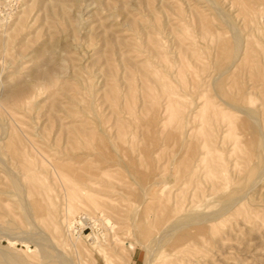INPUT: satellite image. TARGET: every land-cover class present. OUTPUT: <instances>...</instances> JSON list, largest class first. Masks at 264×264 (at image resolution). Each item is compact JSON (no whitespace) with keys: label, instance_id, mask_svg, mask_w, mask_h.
Masks as SVG:
<instances>
[{"label":"rangeland","instance_id":"374dc122","mask_svg":"<svg viewBox=\"0 0 264 264\" xmlns=\"http://www.w3.org/2000/svg\"><path fill=\"white\" fill-rule=\"evenodd\" d=\"M204 1L0 0V168H21L26 154L33 160L29 168H42L49 160L48 168L59 163L107 176L105 195L91 193L95 201L81 204L73 199L65 220L61 215L65 222L98 215L97 204L107 197L117 206L106 214L114 228L101 220L94 231L104 245L102 254L84 241L92 250L93 259L85 255L88 264H145L147 259L161 264L169 250L156 248L155 239L164 225L178 219L189 224L188 218L204 212L214 215L211 224L217 229L190 231L194 256L185 264H264V0H245L249 8L233 0H211L214 7ZM214 80L228 85L229 101L257 109L259 120L239 114L236 137L227 131V120L214 124L216 134L199 119L187 126H198L193 135L185 136L182 114H176L179 123L177 118L171 123V111L184 104L194 109L196 95L204 107L205 99L214 98ZM201 89L205 99L199 97ZM201 114L210 120L205 110ZM255 120L262 123L258 128L263 125L258 134L250 128ZM202 144L210 146L208 155L220 156L211 173ZM105 178L114 181L113 189ZM158 221L161 227H155ZM16 222L0 221L1 249L27 257L42 246L53 250L50 234H41L38 222ZM61 225L67 232L53 240L77 261L65 239L72 232ZM92 232L85 229L82 235ZM5 236H25V243L20 239L11 246ZM143 243L155 247L153 255ZM33 258L31 264L41 263Z\"/></svg>","mask_w":264,"mask_h":264},{"label":"bare ground","instance_id":"6f19581e","mask_svg":"<svg viewBox=\"0 0 264 264\" xmlns=\"http://www.w3.org/2000/svg\"><path fill=\"white\" fill-rule=\"evenodd\" d=\"M233 1H235L236 6H237L236 1H238L240 3L239 5H242L244 7L248 6L247 5L248 3L245 0H233ZM204 2H210L209 5H212V7H214V1L206 0ZM215 4H217V3L215 2ZM231 5L233 6L234 3ZM235 5H234V7H236ZM248 8H249V6H248ZM190 12H191V10H190ZM217 12H218V9H217ZM212 15H214V14H212ZM217 17L220 18L221 16L220 15L215 16V18H217ZM212 18L214 19V17H212ZM232 18L234 19L235 16ZM220 19H219V21H220ZM2 20L3 19H0V21H2ZM227 21H229V20H227ZM226 23L227 22H225V24ZM228 23H230V25H233V24H231L230 21ZM218 31H220V30H218ZM235 42H237V41H235ZM238 54L239 53L237 52V55ZM217 75H219V74H217ZM217 75H216V77H217ZM222 75H223V73H222ZM214 78H212V79H214ZM216 79H218V77ZM218 81H220V79H218ZM218 81L214 80V81H212V84L210 83L211 84L210 90L214 92V96H213L214 98H212V96L210 95L211 98L207 97L208 99H205V97H204L205 96V90H204L205 88L203 89L204 91H202V89H201V91L203 93L201 92L202 94L201 95L199 94L200 95L199 97H202V98L204 97V99H205L204 107H202V106L199 107V103H198L199 98L196 95V98L194 99V105H195L194 109L204 108L200 112H198L199 111L198 110V111H195L193 113L192 110L194 111V109H192V108L187 109L189 106L185 107L186 104H184L182 102V104H184V108H182V110L171 111V114L169 113L170 114L169 122H171V123L174 120L176 121L175 118H177V116H176L177 112L182 114L180 117V120L183 121L181 123L183 124V131L185 133V136L190 134V131H191L190 135H193L192 134L193 130L196 129L198 126L194 125L195 128L191 129V130L187 129V126L190 123L196 124L197 121H199V119H200L204 122L206 127L211 126L210 128L214 131H216V129H214L215 128L214 124H217L219 120H221V121L227 120L226 121V123L228 122V125H227L228 130L227 131L230 133V135H234V136L236 135V137H237V135L239 133H237L235 131V130H237L236 129L237 127L235 125H237V123L239 124V122L237 121V119L239 118V114L240 115L245 114L252 119L258 118L256 115V114H259V112H257V109L248 108V107H246V105H245L246 108H244L242 106H239V104H236L234 101H232V102L229 101L233 98V96H231V99L228 100L227 97L230 98L229 89L227 90L228 85L223 87V86H221L220 83L219 84L217 83ZM197 89H198V91H196V94H198V92L200 91L199 88H197ZM186 95L189 98L190 94L188 92ZM240 95H241V93H240ZM168 101L170 102V100H168ZM260 109H261V107H260ZM204 110L208 114H210L211 118L209 117V115L206 116V117H209L210 120L204 119L205 118L204 115L201 114V112L203 113ZM180 114H179V116H180ZM179 116L177 118V122L179 120ZM191 119H193V120L191 121ZM258 120H259V118H258ZM257 121L255 120L256 125L250 126V128L253 130V134H258V131H261V130H259V128L261 129V127H263V125H261V127L259 126V128H258L257 124L261 123V122L260 121L257 122ZM174 123L176 124V122H174ZM224 123H225V121H224ZM171 127H173V126L171 125ZM201 127H202L201 129L206 130L203 128L205 126H201ZM212 127H214V128H212ZM241 127H243V125H241ZM178 129H179V125H178ZM242 129L245 130L246 132H248V130L244 129V127ZM240 131H242V130H240ZM206 132H208V131H206ZM218 132H219V129L216 131V134H218ZM262 132H263V128H262ZM181 133H182V131H181ZM171 135H172V132H171ZM202 135H203V133H202ZM207 136L208 135H206V137ZM209 138H211V135H209ZM260 138H261V136H260ZM231 139H233V137ZM234 139H235V142L238 143L237 138L234 137ZM256 139H258V138H256ZM202 141H204V140L202 139ZM208 142H210V141H208ZM262 142H264V137H263ZM262 142H260V140H259L258 144L261 146ZM214 143L211 144V142H210V145L218 146L217 144H214ZM206 144L209 145L207 142H206ZM12 146H14V145H12ZM201 146H205V145L202 144ZM10 147L8 149L9 151H11ZM14 147H13V152L15 151ZM209 147L208 146L204 147L205 153L206 152L207 153H206L205 160L204 161L201 160V162L203 161L204 165L207 166L209 169V170L208 169L207 170L209 171V173H211V168H215V166L217 168H219L220 164L219 165L215 164L216 163L215 158L217 156L218 157H220V156L218 154H215V153H212V155H208L209 152L211 151V149ZM263 147H264V145H263ZM7 148H8V144H7ZM31 148H33V147H31ZM206 148H207V151H206ZM214 148H212V149H214ZM25 149H27V148H25ZM25 149H23V150H25ZM236 149H237V144H236ZM238 149L241 150V148H238ZM254 149H255V146H254ZM19 150L21 151V149H19ZM33 150H34V148H33ZM20 151H18L19 154L20 153L22 154L23 151H21V152ZM212 152H214V151H212ZM189 153H190V151H189ZM231 153H232V151H231ZM190 154H192V153H190ZM196 154H197V150H196ZM22 155H24V153ZM257 155L258 156L261 155L260 158H262V154L259 153ZM218 157L216 159H220ZM221 157H222V155H221ZM201 159H204V156ZM25 160H27V162H24V164L22 165V166L25 165L24 166L25 168H23L22 166H20L21 168H0V221L6 222L9 219L13 222L19 221L20 224L25 225V226L30 225L34 222H38L37 225L40 224V227L39 226L38 227L42 230V232L38 228H37L38 230L36 229L37 232H41V234L43 233L46 235L50 234V235H48V241H50L52 243L51 245H53V246H51V248L53 250L50 251L47 249L46 246L41 245L42 249L40 252L36 253V251H31L34 254L29 255L28 257H27L28 254L26 256L21 255L22 256L21 257L18 254H14L13 253L14 251L10 252V251L3 250L5 248H3V249L0 248V264H31V259L29 260V257L33 258V256L40 258V260H41L40 264H88L87 261H89V260L87 259V257L90 256L93 259V256H91V253H90L92 250L89 248H86L83 243H84V241L85 242L87 241L90 244V247L92 249L97 251V253L102 254V251L104 250V245H103V243H101L100 237L94 231L97 227L101 226V224H100L101 220L103 222H105V224L110 223L111 224L110 227L112 229L114 228L115 225H112L113 223H111V219L108 218V215H106V214L113 212V210H115V207H117V206L113 203V200H110L111 199L110 197L103 196V197H107L109 199H104L103 203H100V205L97 204V210L99 211V212H97L98 215H95L93 213V215L88 214L86 217L83 216V218L82 217L81 218L73 217L72 219L68 220V222H65L64 221L65 217H66L65 211H66V207L73 201V199L78 200L77 204H81L82 200H88V201L94 202L95 199H94V201L92 200L91 193H97V194L103 193L104 194L103 190H104L105 184L103 183L102 179H104V177H107V176L103 175V174L99 175L96 172L95 168H61V164H59V163H56L57 168H48L49 165L47 167L46 165L48 163H46V162H48L49 160L44 162V166L42 165L43 166L42 168H29L30 163L33 160H30V158L28 160L26 154L24 156V161ZM222 161H223V159H222ZM261 161H259V163ZM50 163H51V161H50ZM52 164H51V166H52ZM196 167H197V165H196ZM216 170L218 171V169H216ZM257 170H256V172L260 173V169L258 171ZM212 174L215 175L216 173H212ZM217 175H219V173H217L216 176ZM130 177H132V176H130ZM258 177H259V175H258ZM105 179H107V180H105L104 182H107L108 184L112 185V189H113L115 187L113 184L114 181H111L110 178H105ZM261 179H263V178H261ZM217 183H218V181H217ZM115 190H116V188H115ZM110 191H111V189H110ZM220 191H221V189H220ZM143 195H144V192H143ZM232 195H231V193L229 194L230 197ZM238 198H239V196H238ZM60 200L64 202V207L60 206V204H59ZM211 200H214V199H211ZM208 202L210 203L212 201H208ZM211 205H214V203H212ZM90 209H91V207H90ZM214 210H216V208ZM214 210H211V211H214ZM204 211H205V208H204L203 212ZM216 212H219V211H216ZM104 213H105V215H104ZM61 215H64L63 216L64 218L62 217L64 220L61 219ZM217 215H218V213H217ZM206 216L207 217H205V212H204L203 215H201L200 217L199 216H196V217L193 216L194 218L192 217L193 219H191V220H190L191 217L189 216L190 218H188L189 221H187V222H192L189 224H186L185 221H180L178 219L177 222L175 221L174 223H169V224L166 223V225H164V227L162 228L163 230L160 231L159 236L157 237V239H155V241H156L155 247L156 248H158V247L161 248L162 246H164V248L169 250V258L164 256V259L162 260L161 264L184 263L187 261V257H189L190 254L192 256L191 251L193 248H195V246L193 248H191L190 243H188V242H191V240H192L190 238L188 239V237L190 236V233H191L190 231L193 229H196L199 234L200 233L201 234H208V232L209 233L211 232L212 227L217 229L216 225L214 226L211 224L212 222H214L213 221L215 219L214 215L207 214ZM208 216H210V217H208ZM203 217H205V218H203ZM184 220H185V217H184ZM134 221H135V219H134ZM178 221H180V222L178 223ZM61 222L63 225H65V227L67 228L68 231L71 230V232H72L71 234L66 236L65 239H66V241H67L66 243H68L69 247L72 248L74 250V252L76 254H78V256H79L77 261L74 260L75 262L63 250L61 252V249L58 247L57 244H55V242L53 240V238L54 239L56 238L57 233L65 234L67 232V231H65V233H64V231L62 229ZM34 224H36V223H34ZM160 224H162L161 221H158L155 227H161V226H159ZM78 226H80V227L78 228ZM65 227H64V230H65ZM89 228H92L93 232L90 234H87V235H85V237H83L82 234L84 233V230L89 229ZM142 228L143 227H140L139 231ZM197 232H195V233L197 234ZM102 236L106 237V234L104 233V231L102 232ZM24 237L25 236H22L21 238H19L18 236L17 237L5 236V239L8 240V244H10L11 246H14V245H16L17 240L21 239L24 242ZM186 240H188V241H186ZM56 242H57V240H56ZM125 244L128 245V243H125ZM143 245L147 249V251L153 255V253H154L153 250L155 247L149 246L146 243H143ZM153 246H154V244H153ZM27 247H28V249H30L29 244H27ZM56 249L58 251H55ZM134 249H135V246L132 243H130L129 244V250H132L131 252H133ZM149 253H148V257L151 258L152 255L149 256L150 255ZM85 255H87V257H85ZM154 256H155V254H154ZM160 256H161V254H160ZM193 256H192V258H193ZM33 260H34V258H33ZM147 260H146L145 264H152V259H147Z\"/></svg>","mask_w":264,"mask_h":264}]
</instances>
